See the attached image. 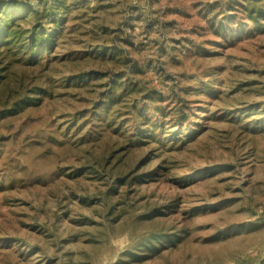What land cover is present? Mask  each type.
I'll return each mask as SVG.
<instances>
[{"label":"rangeland","instance_id":"rangeland-1","mask_svg":"<svg viewBox=\"0 0 264 264\" xmlns=\"http://www.w3.org/2000/svg\"><path fill=\"white\" fill-rule=\"evenodd\" d=\"M63 1L53 95L0 118V264H257L264 108L235 112L264 102V0Z\"/></svg>","mask_w":264,"mask_h":264},{"label":"trees","instance_id":"trees-1","mask_svg":"<svg viewBox=\"0 0 264 264\" xmlns=\"http://www.w3.org/2000/svg\"><path fill=\"white\" fill-rule=\"evenodd\" d=\"M55 2H57L56 6L36 8L22 0H11L10 2L0 0V118L17 114L28 106L38 105L43 102L44 98L53 95L54 64L61 62L64 58L60 48L63 46L61 38L68 18V10L63 7L64 1L57 0ZM248 15L257 20L264 17V11L250 9ZM98 50L104 54L105 46L99 47ZM80 76L82 77V74ZM255 108L263 109L264 102L260 105H250L237 112L234 109L220 108L214 115L218 118L224 115L237 117V114L234 116L232 114L235 112L244 115ZM186 119L187 116L179 115V126L183 125ZM105 121L95 113L89 122L84 124L86 130L82 137L100 138L106 130ZM158 123L161 127L164 122L156 121L151 126H145L143 119H139L136 123L137 138L134 141L147 143V135L158 129ZM128 144H123V147H130ZM156 150L157 147L149 149L148 154L136 165V172L133 176L130 175L131 171L130 173L128 171L116 176L117 181L124 182L131 176L130 183L133 181L143 182L153 179L155 175H162L158 169H144L145 163L153 158V153ZM115 152L116 150L112 151V154ZM107 160L109 161V157ZM105 165L106 163L103 164V166ZM89 170L94 171L96 167L91 166ZM156 210L154 208L153 213ZM146 215L152 216L151 213ZM163 237L172 236L164 235L159 238ZM152 247L156 249L155 244Z\"/></svg>","mask_w":264,"mask_h":264},{"label":"crops","instance_id":"crops-1","mask_svg":"<svg viewBox=\"0 0 264 264\" xmlns=\"http://www.w3.org/2000/svg\"><path fill=\"white\" fill-rule=\"evenodd\" d=\"M250 262L247 260L246 264H251ZM257 264H264V253L259 257Z\"/></svg>","mask_w":264,"mask_h":264}]
</instances>
